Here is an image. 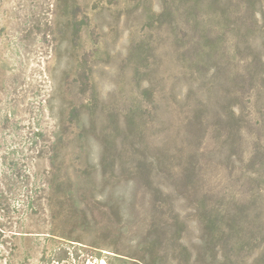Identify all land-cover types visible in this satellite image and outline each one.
<instances>
[{"label":"rangeland","instance_id":"1","mask_svg":"<svg viewBox=\"0 0 264 264\" xmlns=\"http://www.w3.org/2000/svg\"><path fill=\"white\" fill-rule=\"evenodd\" d=\"M0 189V264H264V0H0Z\"/></svg>","mask_w":264,"mask_h":264},{"label":"trees","instance_id":"2","mask_svg":"<svg viewBox=\"0 0 264 264\" xmlns=\"http://www.w3.org/2000/svg\"><path fill=\"white\" fill-rule=\"evenodd\" d=\"M71 114L77 115V117H79V113L77 112L76 107L72 110ZM74 122L75 121L71 118V123L74 124ZM37 135H39L40 137H44L45 133H44V131H39V132H37ZM65 135L66 134H65L64 130H62L60 128V124H59L58 129L55 130L54 133H52L49 137H47V141L45 139L47 144H45L43 150H42V148L40 149L42 151H45L49 155L48 156V165L50 168V171H49L50 173H53V170L55 169V167H57V162L59 159L58 157L61 154L60 153L61 141H63V139L65 138ZM67 137H70L69 133H67ZM11 203L12 202L9 201L7 196L4 195V191H2V189H0V206L2 204L5 205V206H3V208L0 207V217L1 216L4 218L6 217L5 209H9ZM84 212H86V211L84 210ZM107 233H108V231H107ZM73 240L81 242V243H85V242H82L81 240H77V239H73ZM85 244H87V243H85ZM88 244L93 248V251H95L97 253L96 257H100V255L102 256L103 249L112 251L113 254H109V255H112L113 260H108L110 264H156L159 261V258L161 255V251L157 245V240L152 239V238L149 239V243L147 244V253H149V254H144L142 256L125 253V252H123V250H120L118 247H115L112 242L105 241V242H95L94 244L93 243H88ZM75 245H79V244H75ZM91 255H93V254H91ZM147 255H150V257H148ZM67 257H69L68 252H67V254H65L62 251V249H60L58 254H56V256L53 258V260H55L54 264H61V262L64 259H66ZM87 257L78 260V263L79 264H85L86 260H88ZM115 261H117V262H115Z\"/></svg>","mask_w":264,"mask_h":264},{"label":"bare ground","instance_id":"3","mask_svg":"<svg viewBox=\"0 0 264 264\" xmlns=\"http://www.w3.org/2000/svg\"><path fill=\"white\" fill-rule=\"evenodd\" d=\"M100 264H107L106 260H102Z\"/></svg>","mask_w":264,"mask_h":264}]
</instances>
